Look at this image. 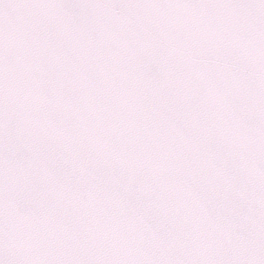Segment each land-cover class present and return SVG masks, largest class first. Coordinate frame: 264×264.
Listing matches in <instances>:
<instances>
[{
	"label": "snow or ice",
	"instance_id": "1",
	"mask_svg": "<svg viewBox=\"0 0 264 264\" xmlns=\"http://www.w3.org/2000/svg\"><path fill=\"white\" fill-rule=\"evenodd\" d=\"M0 264H264V0H0Z\"/></svg>",
	"mask_w": 264,
	"mask_h": 264
}]
</instances>
